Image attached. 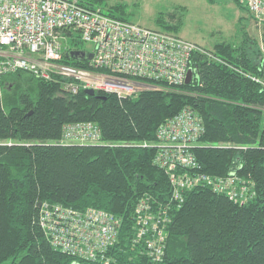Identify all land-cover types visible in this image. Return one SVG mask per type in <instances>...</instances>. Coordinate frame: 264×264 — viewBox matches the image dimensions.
<instances>
[{
    "label": "trees",
    "instance_id": "16d2710c",
    "mask_svg": "<svg viewBox=\"0 0 264 264\" xmlns=\"http://www.w3.org/2000/svg\"><path fill=\"white\" fill-rule=\"evenodd\" d=\"M241 1L236 0L251 13ZM79 3L133 23L128 3ZM155 22L161 27L146 26L149 31L178 34L183 26V20ZM66 31L76 48L63 47L57 62L89 68L90 54L73 53L86 52L90 44ZM240 32L238 43L218 41L211 49L197 44L201 50L192 49L188 62L194 72L190 82L161 83L160 89L125 98L88 94L57 73L43 77L18 69L3 75L0 264L9 259L11 264H264V42ZM186 108L204 126L189 146L194 167L171 164L177 155L172 142L158 136L161 125ZM86 121L97 124L100 138H64L65 127ZM167 149L166 155L160 151ZM172 173L188 181L178 197ZM232 174L251 185L247 202L216 190L212 181ZM43 204L72 209L78 218L88 210L105 213L104 233L118 232L106 245L108 262L55 249L40 224ZM150 213L145 225L141 219ZM103 224L94 221L86 230L95 235ZM142 225L148 229L139 236ZM155 225L165 232L160 254L149 246L158 237L157 232L152 237Z\"/></svg>",
    "mask_w": 264,
    "mask_h": 264
},
{
    "label": "built area",
    "instance_id": "2783aa9c",
    "mask_svg": "<svg viewBox=\"0 0 264 264\" xmlns=\"http://www.w3.org/2000/svg\"><path fill=\"white\" fill-rule=\"evenodd\" d=\"M244 1L255 17L263 15L264 0ZM101 12L98 8L79 3V0H0V81L3 75L17 68H27L29 64L39 62L45 63L43 60H32L27 50L44 51L46 57L59 58L60 52L57 47L61 41L56 38H43L46 32L51 33L55 28L62 31H81L89 39L100 26ZM133 22L138 26L137 31L129 26L118 28L117 25L113 26L118 33H126L135 44L133 47L128 48L124 43L110 47L97 46L92 49L96 63L89 65V68L71 65L75 71L67 75L65 71L56 70L60 65L56 63L53 66L54 70L76 80L77 86L114 93L121 98L133 96L142 90L160 89L162 87L158 84L161 83L185 82V75L189 70L188 57L197 44L184 41L168 32L150 35L151 32L146 26ZM123 54L128 55L119 56ZM48 76H50L48 73L43 75ZM77 86L67 85L73 90H76ZM203 132L202 121L188 108L162 124L158 136L172 142L170 149H180V154L175 157L176 161L171 164L194 167L197 159L189 152V146L196 144ZM63 136L72 141L91 142L100 138L101 131L96 123L86 121L65 127ZM7 144L12 143L9 141ZM172 181L175 185L174 194L178 197L188 181L179 180L174 173ZM212 182L215 183L219 194L225 193L233 201L243 203L252 198L253 191L245 177L232 174L228 177H219ZM41 209L40 224L46 230L55 249L79 258L94 260L101 257V262H108L105 261L108 248L106 245L115 242L118 232L104 233L107 230L104 225L108 221L105 213L88 210L78 218L72 209L57 204L52 208L43 204ZM150 215L151 213L142 218L141 222L147 225L152 218ZM94 221L104 223L95 235L86 230ZM154 228L152 237L156 232L158 237L151 238L149 246L156 249V254H160L165 243V232L156 225ZM147 229L148 227L142 225L138 235H144Z\"/></svg>",
    "mask_w": 264,
    "mask_h": 264
},
{
    "label": "rangeland",
    "instance_id": "374dc122",
    "mask_svg": "<svg viewBox=\"0 0 264 264\" xmlns=\"http://www.w3.org/2000/svg\"><path fill=\"white\" fill-rule=\"evenodd\" d=\"M118 1L131 5L132 20L144 26L161 27L155 22L158 17L176 24L179 23V20H183L182 30L178 34L170 31L168 33L175 34L184 41L194 42L206 49L213 48L218 41L228 40L238 43L241 39V28L260 44L264 42V13L257 18L243 10L236 0H215L213 3L209 0ZM133 24L138 27L134 22ZM64 47L76 48L68 42H64ZM11 263L12 261L9 259L2 264Z\"/></svg>",
    "mask_w": 264,
    "mask_h": 264
},
{
    "label": "bare ground",
    "instance_id": "6f19581e",
    "mask_svg": "<svg viewBox=\"0 0 264 264\" xmlns=\"http://www.w3.org/2000/svg\"><path fill=\"white\" fill-rule=\"evenodd\" d=\"M50 16H52L53 14H49ZM60 21V17L58 18ZM99 20H100V26L99 28L96 30V32L93 34V36H91L89 39L86 38V36L84 35L83 32L81 31H71L72 33H75L76 36H80V39L86 43H89L90 48L87 47L84 52L87 54H92V49L94 47L97 46H105V47H110V46H115L118 45L120 43H124L126 45V47L130 48L133 47L135 44L131 41V39L128 38V36L126 35V33H118V31L115 29H113L114 25H117L116 28L118 27H133L136 29L137 31V27L134 26L133 23H128V22H124L118 18H115L114 16L107 14L106 12H101L99 15ZM151 34L150 35H155L157 33H161V32H152L150 31ZM69 35L67 33V31H62L60 29H53V31H51V33H44L43 38H56L59 39L61 41V44L57 47L59 49L60 55L59 58H50V57H46L45 52L44 51H29L27 50V53L29 54V56L31 57V59H37V60H43L45 61V63L40 64L39 63H35V64H29L27 68H17L18 69H23L26 70L32 74L35 75H40L43 76L44 73H48L49 75L51 73H56V71L54 70L53 66L57 63V61L60 60L62 58V51H63V45L64 42H67V40H69V38L66 36ZM197 49H200L198 46H196ZM71 50V49H70ZM128 54H123V55H119V56H127ZM84 57V56H83ZM83 57H77V58H83ZM91 58V63L95 64L96 60L94 59L93 55ZM190 56L188 57V62H189ZM16 70L10 72L13 73ZM56 70L59 71H65L67 73V75H71L72 73H74L75 69H73L70 66L67 65H63L60 64L56 67ZM58 74V73H57ZM194 72L192 74V78H193ZM64 76V75H62ZM188 76V73L185 75V82H186V78ZM67 77V76H64ZM70 82V81H69ZM79 90V89H78ZM169 149L167 150H160L164 153H167ZM179 148H174L171 150V152L178 154L180 151ZM187 152V151H186ZM189 152H191L192 154H194L192 152V150H189ZM180 154V153H179ZM155 164V163H154ZM188 173H185V176ZM172 176V175H171Z\"/></svg>",
    "mask_w": 264,
    "mask_h": 264
},
{
    "label": "water",
    "instance_id": "95a60500",
    "mask_svg": "<svg viewBox=\"0 0 264 264\" xmlns=\"http://www.w3.org/2000/svg\"><path fill=\"white\" fill-rule=\"evenodd\" d=\"M74 55H76V57H83L84 56V52H75L73 53ZM90 57H92V54H90ZM192 74H193V70L190 68L188 70V76L186 78V82H190L192 80ZM85 92L88 93V94H91V95H94L96 92L93 88H86L85 89ZM39 205H41V203H39Z\"/></svg>",
    "mask_w": 264,
    "mask_h": 264
}]
</instances>
